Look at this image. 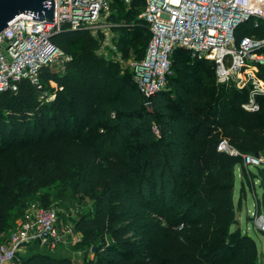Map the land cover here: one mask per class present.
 <instances>
[{
	"label": "trees",
	"instance_id": "16d2710c",
	"mask_svg": "<svg viewBox=\"0 0 264 264\" xmlns=\"http://www.w3.org/2000/svg\"><path fill=\"white\" fill-rule=\"evenodd\" d=\"M143 5L111 1L122 58L145 54ZM243 36L264 37V23L241 22ZM51 41L69 56L61 72L44 67L39 84L0 91V234L30 202L50 207L49 188L63 184L94 198L73 226L81 264H258L233 192L242 154L264 151V93L245 109L250 87L217 82L213 61L176 48L166 87L146 97L89 31L64 25ZM16 264L73 263L31 251Z\"/></svg>",
	"mask_w": 264,
	"mask_h": 264
},
{
	"label": "built area",
	"instance_id": "2783aa9c",
	"mask_svg": "<svg viewBox=\"0 0 264 264\" xmlns=\"http://www.w3.org/2000/svg\"><path fill=\"white\" fill-rule=\"evenodd\" d=\"M53 20L42 22L32 15L19 13L0 31V91H16L19 82L28 79L39 84V73L47 67L60 71L69 59L51 37L65 25L72 30H87L98 42L97 52L104 56L112 48L111 58L129 70L144 96L164 89L171 73L172 53L176 48L215 63L219 83L232 81L249 88L247 110H255L257 92L264 93V81L257 76L264 64V37H235L236 27L252 19L264 23V0H144L138 14L146 21L150 38L142 58H122L113 39L110 20L112 0H53ZM128 5L131 0H122ZM148 103V102H147ZM146 103V104H147ZM225 149L226 143H220ZM243 165L259 166L262 155L242 154ZM254 224L264 231V214H253ZM64 241L56 210L30 202L18 225L0 243V264H16L20 250L38 245L55 251Z\"/></svg>",
	"mask_w": 264,
	"mask_h": 264
},
{
	"label": "rangeland",
	"instance_id": "374dc122",
	"mask_svg": "<svg viewBox=\"0 0 264 264\" xmlns=\"http://www.w3.org/2000/svg\"><path fill=\"white\" fill-rule=\"evenodd\" d=\"M111 9V13H112ZM113 39L118 36V33L114 30L111 32ZM119 51V50H118ZM112 48L108 47L104 53L105 58H111ZM121 67V66H120ZM57 72H61L57 71ZM51 86H54V82H50ZM52 95L48 96V99H51ZM264 158V151L260 153ZM264 169V163L259 166H248V170L245 173L242 172L240 167L235 169V182H234V205H235V215L240 217V227L245 229L248 226L247 233H250L254 238L257 251H258V264H264V237L261 234L256 233V226L254 225L253 218L247 219V216H252L251 213L255 210V205L258 206L259 212L264 213V174L261 173ZM45 191V190H43ZM49 193L52 194L51 206L56 210L59 222V227L64 233V241L56 248L55 251H48L45 248L40 247H28L20 250L16 261L26 255L31 251H42L47 252L55 256H66L72 260L73 264H81L82 257L84 254L83 248L78 247L77 243L79 239L74 236L72 232L74 222L77 216L80 213L91 210L93 206V197H87L79 199L77 196H74L71 189L63 184H56L49 188ZM241 198L240 208L238 205V200ZM17 222L21 219V216L17 218ZM16 222V223H17ZM11 225V229L14 230L18 223ZM235 226L232 225V229ZM8 231L7 233H9ZM2 242V241H1ZM0 242V243H1ZM90 249V247L88 248ZM91 255V254H89ZM72 257V258H71Z\"/></svg>",
	"mask_w": 264,
	"mask_h": 264
},
{
	"label": "water",
	"instance_id": "95a60500",
	"mask_svg": "<svg viewBox=\"0 0 264 264\" xmlns=\"http://www.w3.org/2000/svg\"><path fill=\"white\" fill-rule=\"evenodd\" d=\"M53 0H0V31L6 27L7 22L19 13L32 15V18L39 19L42 22H51L53 20ZM150 106L149 102L147 103ZM258 156V152L253 153ZM264 174V169H262ZM264 184V180H263ZM75 232V229H73ZM250 236L251 234L248 233ZM264 263V257L262 258Z\"/></svg>",
	"mask_w": 264,
	"mask_h": 264
},
{
	"label": "crops",
	"instance_id": "0c3cea01",
	"mask_svg": "<svg viewBox=\"0 0 264 264\" xmlns=\"http://www.w3.org/2000/svg\"><path fill=\"white\" fill-rule=\"evenodd\" d=\"M233 193H234V192H233ZM233 195H234V194H233ZM254 206H255V210H254V212L251 213L252 216H247V219H248V217H249V218H253V214H255V213H260V212H259L260 210H259L258 206L255 205V204H254ZM238 208H240V206H239ZM261 213H262V212H261ZM263 214H264V213H263ZM236 219H237V221H238V226H239V228H240L242 231L247 232L248 226H246L245 229H242V228L240 227V217L237 216ZM17 220H18V219H16L14 223H16ZM19 220H20V219H19ZM253 221H254V219H253ZM18 222H19V221H18ZM18 222H17V223H18ZM14 223H13V224H14ZM17 223H16V224H17ZM59 223H60V222H59ZM254 225H255V224H254ZM60 227H62V226H61V223H60ZM11 228H12V227H11ZM11 228H9V229H11ZM9 229H7L5 232H3V233L0 234V242L3 241V239L7 236V234H8L7 232H8V231H11V230H9ZM12 230H13V229H12ZM72 232H73V230H72ZM73 233H74V236H75L77 239L80 238V236H81L80 233H75V232H73ZM251 236H252V235H251ZM35 247H40V248H42L41 246H38V245L35 246ZM57 257H62V256H57ZM71 258H72V257H71Z\"/></svg>",
	"mask_w": 264,
	"mask_h": 264
}]
</instances>
